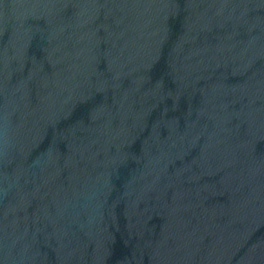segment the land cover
Masks as SVG:
<instances>
[{"label": "water", "instance_id": "95a60500", "mask_svg": "<svg viewBox=\"0 0 264 264\" xmlns=\"http://www.w3.org/2000/svg\"><path fill=\"white\" fill-rule=\"evenodd\" d=\"M0 264H264V0H0Z\"/></svg>", "mask_w": 264, "mask_h": 264}]
</instances>
